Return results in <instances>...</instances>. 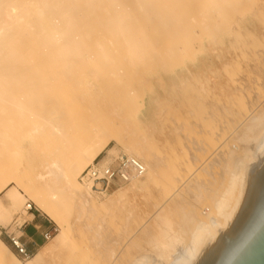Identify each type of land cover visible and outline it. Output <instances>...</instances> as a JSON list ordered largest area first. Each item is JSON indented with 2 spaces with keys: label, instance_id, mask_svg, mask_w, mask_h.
Segmentation results:
<instances>
[{
  "label": "bare ground",
  "instance_id": "6f19581e",
  "mask_svg": "<svg viewBox=\"0 0 264 264\" xmlns=\"http://www.w3.org/2000/svg\"><path fill=\"white\" fill-rule=\"evenodd\" d=\"M220 1L209 0L217 6ZM176 15L164 0H0V188L14 185L6 194L8 205L21 197L22 190L56 226L64 222L61 215L71 205L91 208L93 200L82 192L76 178L114 137L107 134L108 117L97 103L107 99L110 114L127 117L138 94L117 72L147 59L161 58L147 42L146 22L141 18L156 17L155 24L163 28ZM94 89L97 92L91 94ZM84 91L91 94L85 96L91 106L80 121L72 110L78 100L79 106L85 103L81 95ZM81 110L75 111L80 114ZM258 116L252 112L246 115V125L236 135L242 149L223 150L218 155L222 168L219 180L206 187L190 185L192 190L202 189V194L197 192L189 204L183 202L186 195L180 188L169 196L175 198L173 202L161 210L149 229L135 235V249H143L141 245L146 244L154 252L148 250L128 264H195L229 228L249 176L264 162V121ZM22 134L27 146L39 142L42 146L39 143L41 150L35 157L39 171L28 180L20 175L21 168L15 161ZM139 162L145 173L150 171ZM94 187L84 188L91 194L99 193L98 185ZM203 195L209 200L205 214L198 211ZM177 214L181 218L179 231L172 240L160 244L170 252L157 254L158 249L153 250L158 246L154 236L163 234ZM6 215L0 202V225L7 220ZM101 245L96 244L94 257L109 263L120 244L111 239L105 247ZM39 261V254L31 259V263ZM0 264H21L1 240Z\"/></svg>",
  "mask_w": 264,
  "mask_h": 264
},
{
  "label": "rangeland",
  "instance_id": "374dc122",
  "mask_svg": "<svg viewBox=\"0 0 264 264\" xmlns=\"http://www.w3.org/2000/svg\"><path fill=\"white\" fill-rule=\"evenodd\" d=\"M164 2L177 12L168 27L156 25V17L141 18L146 22V40L161 58L147 59L117 72L135 88L139 96L136 105L130 107L127 117L115 118L107 99L98 98L97 103L108 117L107 134L114 137L93 164L109 165L123 154L139 159L150 171L140 180L116 183L97 194L85 190L84 182L77 177L82 192L93 200L92 206L71 205L61 215L64 222L60 226L37 208L26 192L19 190L21 197L8 205L6 194L14 185L0 188V202L7 212V220L0 225L1 241L6 242L4 233L13 222L26 220L30 214L44 217L52 226L49 239L28 261L20 260L5 243L21 264H105L94 257L95 247H105L111 239L120 245L106 264H128L148 250L153 253L146 244L141 245L143 249H135V235L151 227L161 210L173 202L175 198L169 196L177 188L186 195L183 202L189 204L197 192L202 194V189L192 190L190 185L203 187L222 177L218 155L223 150L242 149L236 135L244 129L246 115L259 114L264 121V0H222L218 6L209 0ZM94 84L97 89L99 83ZM96 89L90 93H96ZM85 92L81 93L85 103L79 106L78 100L73 105L75 110L82 108L81 113L72 108V114L77 115L74 118L80 121L91 106L85 97L91 94ZM27 142L22 134L15 161L21 168L20 175L28 180L39 171L36 155L42 146L40 142L41 149L38 142L27 146ZM208 206L209 200L203 195L198 211L205 214ZM180 220L178 214L173 216L164 233L154 236L158 240L153 249H158L157 254L170 252L161 245L173 239ZM15 230L11 236L18 235V228ZM61 233L63 236H59ZM36 254L41 261L31 263Z\"/></svg>",
  "mask_w": 264,
  "mask_h": 264
},
{
  "label": "water",
  "instance_id": "95a60500",
  "mask_svg": "<svg viewBox=\"0 0 264 264\" xmlns=\"http://www.w3.org/2000/svg\"><path fill=\"white\" fill-rule=\"evenodd\" d=\"M195 264H264V162L249 176L229 228Z\"/></svg>",
  "mask_w": 264,
  "mask_h": 264
},
{
  "label": "built area",
  "instance_id": "2783aa9c",
  "mask_svg": "<svg viewBox=\"0 0 264 264\" xmlns=\"http://www.w3.org/2000/svg\"><path fill=\"white\" fill-rule=\"evenodd\" d=\"M144 175L145 168L137 159L121 154L109 165L100 167L92 163L82 173L80 181H83L84 185L91 190L95 188L94 185H98V191L106 192L109 187H115L116 183L129 184L141 179ZM27 209H30V206H27ZM44 239L48 240L49 236L44 235ZM8 240L10 248L20 260L28 261L33 256L20 242L19 237L9 236Z\"/></svg>",
  "mask_w": 264,
  "mask_h": 264
},
{
  "label": "crops",
  "instance_id": "0c3cea01",
  "mask_svg": "<svg viewBox=\"0 0 264 264\" xmlns=\"http://www.w3.org/2000/svg\"><path fill=\"white\" fill-rule=\"evenodd\" d=\"M11 229L6 234V244L9 246L8 237L13 235L18 228V235L20 242L25 246L27 251L32 255L41 249L45 244L44 235L50 233L51 223L44 217L36 214H30L26 220L19 223L13 222ZM10 247V246H9Z\"/></svg>",
  "mask_w": 264,
  "mask_h": 264
},
{
  "label": "trees",
  "instance_id": "16d2710c",
  "mask_svg": "<svg viewBox=\"0 0 264 264\" xmlns=\"http://www.w3.org/2000/svg\"><path fill=\"white\" fill-rule=\"evenodd\" d=\"M3 243H4V242H3ZM5 243H6V242H5ZM5 243H4V244H5Z\"/></svg>",
  "mask_w": 264,
  "mask_h": 264
}]
</instances>
